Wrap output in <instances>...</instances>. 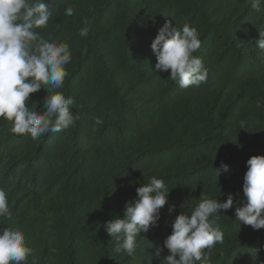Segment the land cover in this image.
Instances as JSON below:
<instances>
[{
	"label": "trees",
	"instance_id": "1",
	"mask_svg": "<svg viewBox=\"0 0 264 264\" xmlns=\"http://www.w3.org/2000/svg\"><path fill=\"white\" fill-rule=\"evenodd\" d=\"M45 2L52 16L35 31L68 44L72 60L57 91L74 98L70 110L80 118L38 140L12 133V122L0 118V189L12 212L0 217V230L24 233L33 253L22 264H164L170 253L156 256L155 248L175 216L229 193L234 206L217 221L223 243L204 250L209 264H264V228L235 219L246 161L264 155V51L255 44L264 4L257 12L249 0ZM85 17L90 31L82 37ZM166 21L197 29L201 47L193 55L208 70L206 82L181 88L170 70H155L151 43ZM46 95L43 88L30 94L29 106L44 110ZM221 162L229 171L217 177ZM153 176L164 181L169 202L132 256L117 253L104 224L123 218Z\"/></svg>",
	"mask_w": 264,
	"mask_h": 264
},
{
	"label": "clouds",
	"instance_id": "2",
	"mask_svg": "<svg viewBox=\"0 0 264 264\" xmlns=\"http://www.w3.org/2000/svg\"><path fill=\"white\" fill-rule=\"evenodd\" d=\"M252 9L261 11L264 0H249ZM74 9H65L66 16H72ZM52 16L51 6L45 0H0V118L12 122L11 131L16 135H30L38 140L48 133L60 132L79 120L70 106L75 103L57 91L64 85L66 65L72 56L66 43L45 39L38 28L47 27ZM79 35L87 37L89 20H83ZM256 46L264 51V32H259ZM201 47L196 28L185 24L182 29L166 21L158 29L151 43L156 57L155 70L168 72L179 87L199 86L206 82L208 70L202 59L194 56ZM47 91L43 99V109L38 102L29 106L30 94L41 89ZM260 102L258 101V106ZM95 123H103L96 118ZM247 171L243 177V206L235 207V219L254 230L264 228V155L251 156L247 161ZM229 171V166L221 162L216 170L217 177ZM137 196L127 202L123 218L117 217L104 224L108 235L116 241L115 251L132 256L137 247V237L158 225L161 209L169 202V190L162 179L155 176L147 184L136 189ZM234 206V196L229 193L225 201L203 198L190 214L181 212L172 221V232L163 246L155 248L160 256L166 248L170 253L164 257V264H209V254L216 244L223 243V233L217 221L221 210L225 212ZM169 213L175 205H169ZM0 217L11 219L7 193L0 189ZM211 218V219H210ZM33 249L25 242L24 233L19 228L0 230V264H22L32 255Z\"/></svg>",
	"mask_w": 264,
	"mask_h": 264
}]
</instances>
